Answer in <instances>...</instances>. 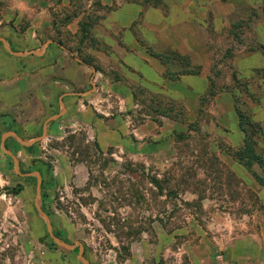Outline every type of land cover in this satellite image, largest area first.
<instances>
[{
	"label": "rangeland",
	"instance_id": "374dc122",
	"mask_svg": "<svg viewBox=\"0 0 264 264\" xmlns=\"http://www.w3.org/2000/svg\"><path fill=\"white\" fill-rule=\"evenodd\" d=\"M103 1L108 4L0 0V19L19 8L23 13L18 22H10L16 29L24 30L36 17L38 24L50 20L31 38L38 47L34 51L52 40L74 49V56L91 66L105 65L94 66L96 72L87 68L94 79L84 88L76 81L64 87L65 78L59 80L57 94L42 88L46 93L38 91L40 101H28L26 111L12 117L18 135L32 141L43 134L44 121L62 111L61 94H75L74 108L50 123L45 138L30 146L15 137L5 141L19 161V171L31 175L16 172L14 159L0 142V188L23 186L18 194L0 196V264H84L78 246L63 247L48 234L35 207V172L42 178L38 203L54 235L68 245L82 242L91 264H131L144 243L156 253L137 264H150L154 254L160 264H246L253 246L264 240V67L240 68L237 61L264 48L259 41L264 0H218L219 5L233 1L223 5L226 13L219 20L214 15L221 11L214 5L215 13L194 14L179 27L158 28L156 54L169 60L168 74L178 70V59L181 73H201L202 66L211 64L205 67L210 71L208 91L200 96L187 91L179 99L173 92L178 80H170L176 84L170 96L154 93L139 80H130V70L116 69L113 61L98 54L104 50L97 26L102 15L130 2L162 7L163 0ZM74 16L80 19L77 32L75 24L68 26ZM98 71L114 80H100L104 77ZM94 85L96 90L88 93ZM99 86L93 104L89 100ZM126 94L137 108L120 110ZM71 99L66 96L64 105ZM80 100L96 116L103 117L101 112L107 110L106 119L119 114L131 126L142 123L145 114L157 124L162 114L180 119L183 126L157 147L149 144L159 130L153 124L147 140L102 150L80 116ZM3 134L0 130V141ZM152 179L159 180L160 188Z\"/></svg>",
	"mask_w": 264,
	"mask_h": 264
},
{
	"label": "crops",
	"instance_id": "0c3cea01",
	"mask_svg": "<svg viewBox=\"0 0 264 264\" xmlns=\"http://www.w3.org/2000/svg\"><path fill=\"white\" fill-rule=\"evenodd\" d=\"M206 1L208 2V9ZM217 1L163 0L164 4L162 7L155 6L149 8L130 2L110 9L109 13H105L98 20L99 37L104 48V50H99L98 54H103L113 61L116 69L121 67L124 71L130 70V80H139L154 93L158 92L170 96V90L176 86L175 82L172 83L170 80H178V87L173 88V92L176 95L174 98L179 99L181 96L183 97L187 91L195 96L203 95L208 91L209 87L210 71L205 72V67L210 69V61L208 62L209 66H202L204 71L201 73H181V61L178 59L176 60L178 70H175L173 75L168 74L166 70L168 68L171 69L172 65H170L169 60L166 58L162 60V56L160 57L159 54H156L157 50L155 46L158 42V34L160 33L158 28L165 26L179 27L188 22L194 14L207 15L208 11L215 13L214 5L221 11L220 16L218 14L214 15L215 19L219 20L226 13L223 5L232 4L233 1H228L227 3L220 1L221 6ZM102 3L105 5L106 2L102 0ZM45 5L46 3H41L42 7ZM21 17H23V13L19 8L18 13H13L11 16L0 19V130L4 134L10 131L18 134L17 126L15 123L12 124V117L15 119L19 118L20 116L17 114H20L21 109L28 108V101L30 102L36 98L40 101L37 94L38 91L42 96L46 93L42 88H47L45 91H49L51 94H57L60 85L59 80H63L62 78L66 79L64 87L71 86V83L68 82L76 81L80 83L78 86L84 88L85 85L90 84L94 79V75L93 78L92 76L91 78L90 76L88 77L89 72H87V68L91 67L93 70L94 66L99 69L105 67L104 64H98L97 66L94 64V66H91L84 58L74 56L76 55L74 49H69L70 53L60 47L55 41L49 44L41 55L18 54L17 52H24L23 49L25 51L38 49L30 40L33 36L39 34L41 30L40 25L42 27L50 25V20L44 17L42 23L38 24L39 18L36 17L30 20V24L24 30H19L16 29L15 25H11L10 22L12 21L15 24ZM79 20L78 16H74L72 21H70L71 23L68 24V26L75 24V26L73 25L76 27L75 32H77ZM259 35V41L264 46V26L260 27ZM107 46L110 48L109 51L105 48ZM8 48L14 53L10 52ZM176 49L180 52L183 50L180 47ZM255 57L257 58L258 65L256 63L252 64L256 62ZM237 65L240 68H263L264 48L256 49L238 59ZM98 72V75H102L100 71ZM97 77L99 76H96V79ZM102 77L104 78H98V80H114L103 75ZM100 89L101 87L99 86L97 91L91 96L92 98L89 100L91 103L94 104L96 102L95 100L99 97L97 94ZM93 90H96V86L87 92L91 93ZM85 93H80V95H84ZM66 96H70L72 99L70 103L64 105L63 100ZM125 96L120 110L122 109L123 111V108H128V110L137 108V104L134 103L129 94ZM73 98H75V94L70 91L61 94L58 98V103L62 107V111L64 108V112H66V109L70 110L74 108L75 100ZM77 109L83 122L86 125H90L93 137L102 150L109 147L123 148L134 140H147L149 138L148 127H152L153 124H156L155 126L159 130L151 136L149 144L157 147L166 137H169L179 127L183 126V122L180 119L170 118L162 114L158 115L162 118L161 124L152 121L150 119L151 116L145 114V119L142 123L137 126H131V122L123 120V117L119 114L106 119L107 116H110L107 110L101 112L103 117L96 116L93 108L90 105H85L84 100H80ZM52 121L48 122L47 131ZM10 137L14 136H7L5 141ZM157 158L156 156L155 159ZM263 192L264 188L262 189ZM165 236L169 235L166 233ZM155 249L148 245V243L142 244L140 252L134 253V260L132 258L128 263H142L141 261L148 259L153 253H156ZM153 257L155 259L150 264H160L156 258L157 254H154ZM246 264H264V240L260 244L253 246Z\"/></svg>",
	"mask_w": 264,
	"mask_h": 264
},
{
	"label": "water",
	"instance_id": "95a60500",
	"mask_svg": "<svg viewBox=\"0 0 264 264\" xmlns=\"http://www.w3.org/2000/svg\"><path fill=\"white\" fill-rule=\"evenodd\" d=\"M52 40H48L44 43V46H43V49L41 51H24V52H17L18 54H21V55H27V54H37V55H41L44 53L46 47L51 44ZM58 45L60 47H62L64 50L69 51V49H67L65 46H63L62 44H59ZM8 50H10L8 48ZM10 52H12L10 50ZM14 53V52H12ZM16 53V52H15ZM71 53V52H70ZM96 70L93 68V72H95ZM93 78V76H92ZM95 86V85H94ZM93 86V88H94ZM64 110L65 108L63 109V111L61 113H58V114H55L53 116H50L45 122H44V126H43V134L41 136H38L36 138H34L32 141H25L23 140L16 132L14 131H10V132H7L5 133L3 136H2V140H1V147L2 149L7 153L9 154L10 156H12V158L14 159V167H15V170L18 174H20L21 176H29L31 175L32 173H22L19 171V161L18 159L16 158V156L5 146V139L7 136H14L21 144H23L24 146H30L40 140H42L43 138L46 137V134H47V124L48 122L54 120V119H57L59 117H61L64 113ZM34 175H36L37 177V193H36V200H35V207L37 209V211L44 217L45 221H46V226H47V231H48V234L50 235L51 238H53V240L63 246V247H66V248H69V249H75L77 246L79 247V253H78V258L81 260L82 263L84 264H91L84 256V245L82 242L78 241L76 242L75 244L73 245H68L66 244L65 242H63L59 237L55 236L54 233H53V230H52V225H51V221L48 217V215L42 210V208L40 207L39 203H38V199L40 197V194H41V184H42V178H41V175L39 172H35L33 173Z\"/></svg>",
	"mask_w": 264,
	"mask_h": 264
},
{
	"label": "trees",
	"instance_id": "16d2710c",
	"mask_svg": "<svg viewBox=\"0 0 264 264\" xmlns=\"http://www.w3.org/2000/svg\"><path fill=\"white\" fill-rule=\"evenodd\" d=\"M70 19V18H69ZM59 44H62L61 42H59ZM161 57V55H160ZM237 110V108H236ZM97 146V145H96ZM100 151V149H99ZM152 183H154L158 188H160V184H159V180L156 179H152ZM23 190V186L21 184L17 185L16 187H5V188H0V196L3 193H14V194H18ZM171 231V230H170ZM167 234L168 231L166 230Z\"/></svg>",
	"mask_w": 264,
	"mask_h": 264
}]
</instances>
